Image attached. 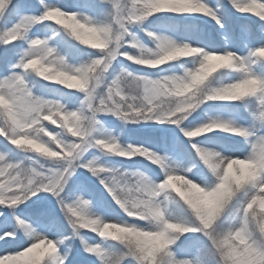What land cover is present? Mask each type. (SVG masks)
Returning a JSON list of instances; mask_svg holds the SVG:
<instances>
[{
  "label": "snow or ice",
  "instance_id": "6c2138e0",
  "mask_svg": "<svg viewBox=\"0 0 264 264\" xmlns=\"http://www.w3.org/2000/svg\"><path fill=\"white\" fill-rule=\"evenodd\" d=\"M0 264H264V0H0Z\"/></svg>",
  "mask_w": 264,
  "mask_h": 264
}]
</instances>
